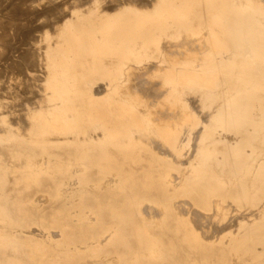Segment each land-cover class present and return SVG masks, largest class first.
Returning <instances> with one entry per match:
<instances>
[{
	"label": "bare ground",
	"instance_id": "bare-ground-1",
	"mask_svg": "<svg viewBox=\"0 0 264 264\" xmlns=\"http://www.w3.org/2000/svg\"><path fill=\"white\" fill-rule=\"evenodd\" d=\"M1 1L4 3V5H5V3L6 4L9 3L8 8H6V9H9V14L6 16L8 18L6 20H4L2 23H0V41L1 40L4 41L5 42L4 44L7 45V47H6V45L4 47V48H6V50L4 52V55H3V52H2L1 56L3 57L4 60H6V59H8L10 57L7 61H10V63H11L10 66L13 69L14 60H11L13 58H12V56H10V54L12 55L14 50H19V53H20V56H21L20 59H22V62L19 63L20 64L19 66H21L20 68H22V67L24 68L25 66H27V67L29 66V68H31V66L36 64V62H37V61L33 62L32 58L34 57L33 59H35V57H37V55L36 54L32 55V53L26 51L25 49L21 50L20 49L21 47L17 46V45L22 43V42H20V41H23L22 39H25L27 41L26 44H25L26 46L29 45V43L31 42V41L29 42V40L30 39L32 40V37H31L32 36L31 35L32 34V30L33 29L34 30L35 29H39V28H41L43 26L41 24H38V22L42 19V17L46 18V16H47V19H49V20H51L53 18L52 21L54 19H55L54 21H56V20H58L59 22L61 21L60 23L62 25L63 19H65V17H67L68 15L67 14L66 15L65 14L64 15L59 14L60 7H57V8L54 7V6L51 7V4H50L49 8L47 7L48 5H46V8H45V6H43L42 7L43 9H40L36 5V2H38V0H33V1H31L30 4H28L30 2V0H1ZM46 1H48V0H46ZM77 1H79V0H76L75 2L77 3ZM117 1H119V0H117ZM127 1H125V2H127ZM140 1L143 2L145 0H140ZM244 1L246 2V4H248L246 6H250V8L247 7L246 10H243V8H238L233 3V1H231V0H201L199 3L198 2L197 3L191 2L190 0H168V2L166 3L167 6L165 7L166 8L165 11H163V13L161 12L158 15L156 14L157 15L156 18L158 17L159 19H154L153 18L152 23L155 26L156 25L157 26H165V25H167V26H170V25H172V26H184L186 28H189V29H184V31H183L184 34H186L188 36L202 35V36H204V39H205V41L207 43L206 47L201 48V50H202L201 52H199V53L197 52L198 54H194L193 53L194 54L193 57L192 56H191L192 58L189 57L184 62H181V61L180 62H176V61L172 62V60L168 61V60H166V55L165 54H163V53L158 54V55H160L161 60L156 61L155 68L153 67L154 68V72H155V73L153 72L155 74V75H153L154 76L153 79L155 80V82L159 81V80L161 82H158V85L154 84V86L151 89H149V93L152 96H158V95L155 94V92L160 91V90L163 91L164 93L162 95H164L166 97L165 101H167V103L170 106V108L172 109L174 107V108H179V109L182 110L181 112L183 113V115L180 117L181 118L180 122L183 124L184 128L181 127L182 129H180L178 127H176V128L174 127L175 129H173L170 132H167V130H166L167 128H164V127L163 128H157L155 126H152V127L150 126L151 128H149V125H148L149 121L147 119H145V117L143 115H140L138 113L135 114V112H133V111H127L126 113H127V115L128 114L129 115L127 116L125 114L124 121H123L124 130H123L122 133L121 132H118V133H119L120 136H122L125 139H127L128 143H129V142L132 141V139L135 136L143 137V135H144V137H145L146 129L149 128L151 131L154 132L155 135H157L160 139H162V141L159 139L161 142H164L165 144H167L173 152H178L179 151L180 155H181V151L180 150L183 149L179 145L180 142H182L183 145H184V141H185L187 144L190 145L192 140L196 139L197 140V145L195 146V151H194L193 154H191L192 156L190 155L191 158L188 157L190 159H189V162L187 164L181 165V167H178V166L176 167L175 164H170L169 163V166H170L169 167V171L171 172V171H173L175 169L176 170L178 169L179 178H178V182L177 183H173L172 181H169V179L168 180L167 179L164 180L162 191H161L162 196L168 198V200L171 201V202L182 201V202H187L188 204L194 205L196 207H202L204 209V212H212V207H216L214 209L228 214L227 212H229L230 210L224 208L225 207L224 205L225 204H231L232 207L234 208V210L236 209V210H238V212L246 213V215L243 218H241L240 221H238L239 222V224L237 225L238 227L236 226L237 230H238L237 231L238 233L235 234V236H233L234 238L225 237L224 240H221L218 244L220 246H224V247H228L229 246L230 247L231 253H232L233 257L235 258V262L236 263L245 262L246 264H248V263H250V264H262V262H261L262 261V254L260 252L259 246L264 245V72L263 71H258V67H261L263 65V60H264V0H244ZM2 2L0 3V5L3 4ZM52 2L50 0L49 3H52ZM54 2H53V4H55ZM82 2H79V6H80V4ZM93 3H94V1H93ZM61 5H63V4H61ZM73 5H74V3H73ZM83 6H85V5H83ZM108 6H106V7H108ZM160 6L158 5L159 8H160ZM76 8H77V6H76ZM100 8H102V7H100ZM3 9H5V8H3ZM108 9L110 11H112L114 9V7L110 6ZM132 9H134V8H132ZM76 11L78 12L77 9H76ZM198 11H199V13H198ZM146 13H147V11H146ZM104 14H105V12H104ZM95 17L96 16H94V18ZM135 17L137 18V16H135ZM86 18H89V17H86ZM143 18H144V16H143ZM47 19H45V20H47ZM52 21H50V22H52ZM54 21H53V23L50 24V26H54L55 25ZM44 24L47 25L45 23V21H44ZM95 24H96V22H95ZM137 25H138L137 29H131V28L130 29H122L121 33H117L116 36L115 35L114 36L111 35V37H110L111 39L112 38L116 39V41L114 40L115 41L114 45L116 46V49L114 50L115 51V53H114L115 61L113 59H110L109 63L106 64L104 62V64L102 66H103L104 72L108 73L111 76V78H112V76L113 77H117L118 76V78H119V75L121 76V73H122L120 71V68H124L127 65V62L129 60H132L133 63H134V61H136L139 58V47H140L139 46V41L140 40L143 41V43H142L143 44V49L147 50V53H146L147 56L146 55L145 56L149 58V56H148V54H149L148 53V50H149L148 48H149V45H150L149 44V41H150L149 40V38H150L149 37V31L151 32V30L148 31L147 28H144V24L141 21ZM155 26H153V27H155ZM49 29H50V27H49ZM119 29H114V30H116V31L118 30L119 31ZM219 29L221 31H218ZM40 30L43 31V29H40ZM53 30H54V28L52 29V31ZM55 30H56V28H55ZM155 30L156 31H162L163 29H156L155 28ZM179 31H180L179 29H175V32L177 34H178ZM35 32H36V30H35ZM42 35L44 36V34H42ZM63 35H65V34H63ZM34 36H33V38H34ZM36 36H35V38H36ZM96 36H95V38H96ZM121 36L123 38L125 37V41L122 39ZM39 37L40 36H38L37 38H39ZM45 37H47V35ZM126 37H127V39H126ZM35 38H34V40H35ZM37 38H36V40H38ZM57 38H58V36H57ZM196 39H198V38H196ZM153 40L154 39L151 37V49L150 50H153V48H154V46L152 45L153 44ZM155 40H157V37H156ZM39 41H38V43H39ZM48 41H49V39H48ZM94 41H96V40H94ZM118 41H120V42H118ZM127 41H128V43L130 45V49H131L130 53H128L124 49V46H123V45H125V43ZM32 42H35V41H32ZM42 42H43V40H42ZM15 43L17 45H15ZM67 43H69V42H67ZM187 43H188V41H187ZM1 44H3V43H1ZM111 44L112 43H110V45ZM155 44H157V42ZM33 45H36V44H33ZM188 45H190V44H188ZM30 46L32 48L35 47V46L33 47L32 45H30ZM53 46H55V45H53ZM105 46H106V44H105ZM184 46H186V44ZM199 46H201V45H199ZM4 48H2V49H4ZM23 48H26V47H23ZM156 48H158V47L156 46ZM67 49H68V47H67ZM102 49H104V48H102ZM43 50H44V47H43ZM0 51H2V50H0ZM39 51H40V49H39ZM196 51L197 50H195V52ZM189 52H191V51H189ZM185 53H187V52H185ZM185 53H183V54H185ZM14 54L16 55V52ZM127 54L128 55L130 54L128 56V58H126ZM52 55L53 54H51V56ZM145 56L143 55V60H144ZM70 57H72V56H70ZM156 57H157V55H156ZM187 57H188V55H187ZM14 58H16V56ZM43 58H44V56H43ZM178 58H179V56H178ZM252 58H254L256 61H250V59H252ZM0 59H2V58H0ZM17 59H18V57L16 58V60ZM37 59H38V57H37ZM37 59H35V60H37ZM60 59H62V58H60ZM182 59H183V55H182ZM52 60H51V63H52ZM259 60H261V61H259ZM39 61L37 63H39ZM43 61H44V59H43ZM40 64H43V63L40 62L39 65ZM82 64L83 63H81V65ZM39 65H37V66H39ZM136 65H138V64H136ZM35 66H34V68H35ZM146 66H148V65H146ZM117 67H118V69H117ZM32 68H33V66H32ZM34 68H33V70H34ZM5 69H7V68H5ZM13 70H14L13 72H15L16 70H20L19 72L21 74H23V70L22 69H17V66ZM25 70H26V68H25ZM0 72H1V69H0ZM26 72H27V70L25 71V73ZM33 73H35V72H33ZM8 74H10V73H8ZM67 74H68V72H67ZM257 74H259V75H257ZM4 75L5 74H3L2 77ZM24 75L25 74H23V78H25ZM44 75H45V73H44ZM143 75H144V73H143ZM134 77L135 76H133V78ZM149 78H151V76ZM8 79H10V78H8ZM8 79H7V81H8ZM26 79H28V78H26ZM37 79H39V78H37ZM125 79H126V77H125ZM122 80H123V78H122ZM12 81L14 82V80H12ZM15 81H17V80H15ZM20 81L18 80L19 84H20ZM6 82H5V84H6ZM141 82H142V80H141ZM155 82H153V80H152V85ZM10 83H11V80H10ZM24 83H26V82H24ZM31 83H33V81ZM11 84H13V83H11ZM22 84H21V86H22ZM71 85L76 90L77 84L72 82ZM128 85H130V84H128ZM2 86H4V84ZM6 86L4 87L5 90L2 89L4 92L8 91ZM13 86L15 88L16 85L14 84ZM33 86L35 87V85H33ZM144 86H142V87H144ZM20 88L21 87H19V89ZM27 88L31 90L33 87L31 88V85H30V88L26 86V90L24 89L23 91H25V92L29 91L30 92V90H27ZM52 88L54 90L56 87H52ZM129 88H131V87H129ZM139 88L141 89V85H140ZM17 89H18V87H17ZM42 89H43V87H42ZM57 89H58V87H57ZM77 89H78V87H77ZM14 90H16V89H14ZM14 90H12V91H14ZM34 90H35V88L30 93L32 94L34 92ZM142 90H145V87ZM10 91H11V89L9 90V92ZM17 91H19V90H17ZM17 91H14V92L16 93ZM23 91H21V92H23ZM25 92H23V93L25 94ZM144 92H146V90ZM13 93H12V96H14ZM142 93L143 92H141V94L139 93V95L142 96L143 95ZM8 94L10 95V93H8ZM21 94L22 93H20V95ZM24 94H23V96H24ZM60 94L61 93H59V95ZM127 94H128V92L126 93V95ZM1 95L0 96L2 98L3 94H1ZM25 95H27V94H25ZM144 95H146V94H144ZM162 95H160V96H162ZM12 96H11V99H12ZM30 96L31 97L33 96L32 97L33 99L35 97V95H30ZM37 96H38V93H37ZM129 96H131V94ZM6 97H9V96L7 95V96H5V98L4 97L3 98L6 99ZM22 97H21V99H22ZM47 97H49V96H47ZM133 97H136V96H133ZM1 98H0V100H1ZM27 98H26V100H27ZM38 98H39V96H38ZM144 98H145V96H144ZM148 98L150 99V97L147 96L146 99H148ZM152 98L153 97H151V99ZM163 98H162V100H163ZM11 99H9V101ZM156 100L159 101V99H156ZM252 100H253V103H254V106H253L254 111H253V113L251 115H249L247 113L248 112L247 108L249 107V103ZM4 101L6 102V100H4ZM11 101H13V100H11ZM15 101L16 100H14L13 103H15ZM28 101L32 102L30 100H28ZM37 102L35 101V103H37ZM48 102H50V101H47V103ZM154 102H157V101H154ZM163 102L164 101H162V103ZM19 103H20V101H19ZM38 103H42V101L41 102L39 101ZM38 103H37V106H38ZM149 103H152V102H149ZM31 104L33 105V103H31ZM31 104H30V109L32 108ZM122 104H119V105L121 106ZM127 104L128 103L126 102L124 105L126 106ZM163 104H165V103H163ZM4 105H2V106H4ZM17 105H19V104H16V106ZM21 105H24V104H21ZM21 105H19V106L22 107ZM25 105L27 106V104H25ZM42 105H44V104H42ZM48 105H49V103H48ZM150 105L152 106V104H150ZM155 105H157V104H155ZM19 106H17L16 108L14 106L15 109L14 108H12V109L16 110L17 108H19ZM151 106L149 108H151ZM7 107H9V106H6V110H7ZM164 107H165V105H164ZM164 107H163V109H164ZM141 108H142V106H141ZM154 108H156V107L154 106ZM22 109H23V113H21V114H24L25 113L24 112V110H25L24 107ZM146 109H148V107ZM161 109H162V107H161ZM14 110H12V111H14ZM19 110H21V109H19ZM45 110H46V108H45ZM47 110H48V107H47ZM148 110H150V109H148ZM157 110H160V109L157 108ZM174 110H176V109H174ZM145 111L146 110H144V112ZM177 111H178V109H177ZM40 112L39 111H38V113L37 112L36 113L33 112V113H30L29 115L25 116L27 118L24 117L25 120L29 121V124L27 126V130H26L25 133L21 132V130H20L21 126L20 125H19L20 128L16 127V125L12 126V124H10V122L9 123L6 122L8 124L7 129L9 131L7 129L6 130L8 132H10L11 134H14V136L16 138H18V139H20V138H24L25 139L26 138L28 140V142L30 141V142H34V143H37V144H43V146H46L49 143L50 144H62V143H64L65 139H67V134L70 131L69 128L72 127L71 126L72 125V123H71L72 119L71 118L70 119L66 118L59 110H54V111L52 110L53 114L49 117V125H50V127H48V128L50 130L46 131V129H44V127H43L44 118L46 119V116H43ZM3 113H5V111ZM26 113H27V111H26ZM147 114H149V113H147ZM41 115H42V117H41ZM74 115L75 114H73V116ZM11 116H12V114H11ZM155 116H157V115L155 114ZM162 116H163V114H162ZM177 116H179V114H177ZM152 117H154V116H152ZM167 117L168 116H166V119L168 120L170 117L169 118H167ZM171 117H173V116L171 115ZM10 118L11 117H9V119ZM24 119L22 118L21 121L19 119V121L21 123H23L22 121H24ZM7 120H8V118H7ZM4 121H6V120H4ZM8 121H10V120H8ZM171 122H174V121H171ZM250 122H252L254 124V126H252V128H250V125H251ZM162 123H163V121H162ZM99 124L100 123H98V125ZM155 124H156V122H155ZM178 124L180 126V123H178ZM164 125H165V123H164ZM168 125L170 126L169 123H168ZM5 126H3V127H5ZM99 127H102V131H103L105 137H109V135H111V133H110L111 130L108 129V127L104 123L103 119H102L101 124L99 125ZM4 132L5 131H3V133ZM89 132H91V131H89ZM89 132H88V134H89ZM225 133H229V134H233L234 136H238V138L240 140H243V139L246 140V142L248 144V147H249L248 157H247L246 160H245V158H243V159L241 158L242 154H244L243 153V147L240 146V145L235 144L234 142H230L227 137L225 138L223 136V134H225ZM119 135H118V137H119ZM150 135H152V134H150ZM225 136H227V135H225ZM139 137H138V139H140ZM78 138H80V137H78ZM235 138L237 139V137H235ZM155 143H156V141H155ZM117 144H119V143H117ZM151 144H154V143H151ZM189 145H188V147H189ZM192 148H193V146H192ZM44 152L45 151H43L42 157H45ZM157 152H159V151H157ZM184 153H186V152H184ZM176 154L177 153H175L174 155H176ZM182 155H184V154H182ZM108 178H110V177H108ZM101 179L103 180V178H101ZM6 185H7V183H6ZM145 185H146V183H145ZM10 194H12V193H10ZM31 210H32V208H31ZM141 213H142V210H141ZM41 216H42V214H41ZM50 216H52V215H50ZM50 216H48V217H50ZM228 216H230V215H228ZM234 216H235V214H234ZM8 217H9V215H8ZM179 217H180V215H179ZM214 219H215V217H214ZM103 220H105V219H103ZM106 220H108V219H106ZM188 221H190V220H188ZM211 222H212V220H211ZM211 222H209V223H211ZM20 225L22 226V224H20ZM218 226L219 225L217 224V228H218ZM230 227H232V226L228 225L226 228L222 229L221 231H226ZM41 228H43V227H41ZM122 229H124V227ZM219 229H221V228H219ZM196 231H197V229H196ZM213 233H214V230H213ZM231 233H233V232L231 231ZM156 234H158V233H156ZM55 236H56V234H55ZM75 236H78V235H75ZM83 238H85V236ZM79 239H80V237H79ZM231 239L233 240V242H230ZM71 240H73V239H71ZM244 241L246 243V254L245 255L243 253ZM75 243H76V240H75ZM59 245L62 246L61 244H59ZM12 247H13V245H12ZM130 247H132V246H130ZM24 248H25V246H24ZM47 248H49V247H47ZM185 248L187 249V246H185ZM162 249H164V248H162ZM220 256H221L220 258H221L222 262L225 263L226 262V258H227L226 251H221V255ZM18 258H20V257H18ZM22 258L24 259L25 257H22ZM22 258H20V260ZM244 258H245V260H244ZM185 262H186V260H185ZM103 263H105V261ZM45 264H46V262H45Z\"/></svg>",
	"mask_w": 264,
	"mask_h": 264
},
{
	"label": "rangeland",
	"instance_id": "rangeland-1",
	"mask_svg": "<svg viewBox=\"0 0 264 264\" xmlns=\"http://www.w3.org/2000/svg\"><path fill=\"white\" fill-rule=\"evenodd\" d=\"M30 2L28 4L31 3ZM55 4H53V2ZM63 1V2H62ZM68 1V2H67ZM76 0H51L52 3H49L50 0L46 1V0H38V2H36V5L38 6V8L43 9L42 7L46 5H48L47 7H60L59 9V14L61 15H68L67 17H65V19H63L62 21V25H61V21L59 22L58 20L54 21L55 25L54 26H50L51 23H53L52 19L49 20L46 18H43L38 22V24L43 25L41 28L39 29H33L32 30V40H29V47L26 46V40L22 39L23 41L21 44H16L17 46H20L21 50H26L30 53H32V55L36 54L37 57H35V59L32 58L33 62L35 61H39V63H43L40 64L36 62V64L32 65L31 68H29V66H25L24 68H20L21 66H19L22 62L19 50H14L13 54L10 56H12L14 60V64H13V69H15V67L17 66V69H22L23 70V74H27L26 76L24 75L25 78H23V74H21L19 71L20 70H16L15 72H13L14 70L11 68L10 66V61H7L8 59L4 60L3 57L1 56L2 52L4 55V52L6 50L5 42L4 41H0V93L3 94V97L5 98V96H9L6 97V99L1 98V102H0V157L3 158H9L14 160L12 162L14 167H19V164L21 162H19V158L17 157L16 152L20 151L21 149H29V151H31V155L35 156L36 154H40V151H44V149L46 148H50V146L52 144H47L46 146H43V144H37L34 142H28V140L25 138H16L14 136V134H11L10 132H8L9 130L7 129L8 124L6 122H10V124H12V126L16 125V127L21 126L20 130L22 133H25L27 130V126L29 124L28 120H25L24 117L29 115L30 113H38V111L43 115L46 116V119L44 118V124L43 127L44 129H46V131H49L50 129L48 127H50L49 125V117L53 114L52 110H59L66 118L69 116H73L72 112H75L76 114L74 115V117L76 118L77 123H79V125H77L76 127H74V125L72 124V127H68L70 129V132L73 133V128H75L76 130H80L81 134L79 135V137L81 138H97L100 139L104 136V133L102 131V127H99V125L101 124L102 119L104 120V123L106 124V126L108 127L111 133V135H109V137H115L116 135H119L118 132L120 129H122V132L124 130L123 128V124H120L121 120L122 123L124 121V117L125 114L127 115V111H133L135 112V114H140L143 115L145 117V119H147L149 128H151L152 126H155L157 128H167V132L172 131L173 129H175L176 127L182 129L183 124L180 122L181 121V116L183 115V113L181 112L182 110L179 108H174L176 110H174L173 108L171 109L170 106L168 105L166 100V97L164 95H162L164 92L163 91H156L155 94L158 96H152L149 93V89H151L154 84L158 85L159 81H156L153 79V75H155L154 73V68H155V63L156 61L161 60L160 55L158 54H165L166 55V60L168 61H176V62H184L185 60H187L189 57L192 58L194 54H198L199 52H201V48H204L207 46V43L204 39V36L202 35H195V36H188L186 34L183 33L184 29H189L186 28L184 26H155L152 21L153 18L154 19H159L158 17L156 18V16L158 14H160L161 12L163 13V11H165V7L167 6V2L168 0H145V1H140V0H129L127 2H125L124 0H79L77 1V3L75 2ZM83 1V2H82ZM94 1V3H93ZM102 3H101V2ZM113 3H112V2ZM133 1V2H132ZM191 2H195V3H199L201 0H190ZM233 1V3L238 7V8H243V10H246L247 7L250 8V6H246L248 4H246V2L244 0H231ZM2 1L0 0V3ZM60 2V3H59ZM67 2V3H66ZM79 2H82L79 6ZM90 2V3H89ZM111 2V3H110ZM122 2V3H121ZM129 2V3H128ZM151 2V3H150ZM3 3V2H2ZM48 3V4H47ZM60 5H59V4ZM65 3V4H64ZM74 3V5H73ZM87 3V4H86ZM108 3V4H107ZM241 3V4H240ZM42 4V5H41ZM58 4V5H57ZM63 4V5H61ZM98 4V5H97ZM118 4V5H117ZM124 4V5H123ZM137 4V5H136ZM163 4V5H162ZM6 5V6H5ZM0 5V23H2L4 20H6L8 17H6L9 14V9L8 8V4L5 3ZM56 5V6H55ZM85 5V6H83ZM104 5V6H103ZM109 5V6H108ZM158 5L160 6V8L158 7ZM2 6V7H1ZM40 6V7H39ZM62 6V7H61ZM77 6V8H76ZM89 6V7H88ZM108 6V7H106ZM110 6H113L114 9L112 11H110L108 8ZM65 9H64V8ZM80 7V8H79ZM102 7V8H100ZM162 7V8H161ZM5 8V9H3ZM75 8V9H74ZM134 8V9H132ZM76 9L78 10V12L76 11ZM91 11H90V10ZM7 10V11H6ZM87 10V11H86ZM101 10V11H100ZM125 10V11H124ZM134 11L135 13H138L140 16L138 18H136V20L129 21V23H124V24H129V25H137L139 24V22H143L144 24V28H147L148 31L151 30V32L149 31V50H148V57L147 56V50L143 49V41L140 40L139 41V58L134 61L129 60L127 62V65L124 68H120L121 76L119 75L117 77H113L111 78V76L104 72L103 69V64L104 62L107 64L110 62V59H113L115 61V57H114V53H115V49L116 46L115 41L116 39L114 38H110L111 35H115L117 33H121L122 32V28L121 27H117V20L116 17L119 14H123L125 12L128 11ZM160 10V11H159ZM252 10V9H251ZM64 11V12H63ZM83 11V12H82ZM132 11V12H133ZM141 11V12H140ZM147 11V13H146ZM159 13H158V12ZM253 11V10H252ZM88 12V13H87ZM105 12V14H104ZM2 13V14H1ZM69 13V14H68ZM75 13V14H74ZM96 13V14H95ZM109 13V14H108ZM199 13V11H198ZM5 16H4V15ZM77 14V15H76ZM98 14V15H97ZM157 14V15H156ZM75 15V16H74ZM72 16V17H71ZM77 16V17H76ZM92 16V17H91ZM94 16H96L94 18ZM144 16V18H143ZM3 17V18H2ZM5 17V18H4ZM89 17V18H86ZM107 17V18H106ZM70 18V19H69ZM73 18V19H72ZM100 18V19H99ZM3 19V20H2ZM47 19V20H45ZM108 19V20H107ZM146 19V20H145ZM88 20V21H87ZM96 20V21H95ZM99 20V21H98ZM44 21L47 25L44 24ZM52 21V22H50ZM49 22V23H48ZM57 22V23H56ZM79 22V23H78ZM96 22V24H95ZM137 22V23H136ZM70 23V24H69ZM49 24V25H48ZM57 24V25H56ZM74 24V25H73ZM83 24V25H82ZM123 23L120 22L119 25H121ZM80 27H79V26ZM115 26L112 28H108V26ZM148 25V26H147ZM98 26V27H97ZM155 26V27H153ZM48 27V28H47ZM50 27V29H49ZM52 27V28H51ZM47 28V29H46ZM54 28V30L52 31V29ZM58 31H56L55 30ZM93 28V29H92ZM120 28V29H119ZM156 29H163L162 31H156ZM40 29H43L40 30ZM105 29V30H104ZM107 29V30H106ZM114 29H119V31L114 30ZM175 29H179L180 33L178 32V34L175 32ZM62 30V31H61ZM103 30V31H102ZM109 30V31H108ZM35 33H34V32ZM41 31V32H40ZM52 31V32H51ZM115 31V32H114ZM218 31H221L220 29ZM38 32V33H37ZM46 32V33H45ZM67 32V33H66ZM107 32V33H106ZM109 32V33H108ZM111 32V33H110ZM44 34V36L42 34ZM61 33V34H60ZM97 33V34H96ZM106 33V34H105ZM152 33V34H151ZM65 34V35H63ZM89 34V35H88ZM175 34V35H174ZM36 38L38 36H40L39 38H37L38 40H36ZM47 35V37H45ZM54 35V36H53ZM67 35V36H66ZM97 35V36H96ZM178 35V36H177ZM35 40H34V38ZM58 36V38H57ZM96 36V38H95ZM169 36V37H168ZM66 37V38H65ZM91 37V38H90ZM122 37V36H121ZM151 37L154 39L153 40V50L151 49ZM155 37V38H154ZM157 37V40H155ZM195 37V38H194ZM44 38V39H43ZM105 38V39H104ZM110 38V39H109ZM198 38V39H196ZM201 38V39H200ZM43 42H42V40ZM49 39V41H48ZM103 39V40H102ZM122 39L125 41V37ZM127 39V37H126ZM41 42H40V41ZM96 40V41H94ZM111 40V41H110ZM115 40V41H114ZM192 40V41H191ZM203 40V41H202ZM35 41V42H32ZM39 41V43H38ZM93 41V42H92ZM114 43H113V42ZM186 41V42H185ZM188 41V43H187ZM199 41V42H198ZM19 42V41H18ZM17 42V43H18ZM19 42V43H20ZM51 42V43H50ZM54 42V43H53ZM69 42V43H67ZM92 42V43H91ZM120 42V41H118ZM157 42V44H155ZM167 42V43H166ZM195 42V43H194ZM108 43V44H107ZM110 43H112L110 45ZM181 43V44H180ZM201 43V44H200ZM205 43V44H204ZM24 44V45H23ZM36 44V45H33ZM58 44V45H57ZM92 44V45H91ZM97 44V45H96ZM106 44V46H105ZM186 44V46H184ZM190 44V45H188ZM192 44V45H191ZM23 45V46H22ZM30 45H32L34 48H32ZM43 45V46H42ZM55 45V46H53ZM110 45V46H109ZM128 43V41L125 43L124 49L130 53L131 49H130V45ZM194 45V46H193ZM201 45V46H199ZM203 45V46H202ZM47 46V47H46ZM109 46V47H108ZM114 46V47H113ZM126 46V47H125ZM156 46L158 48H156ZM170 46V47H169ZM173 46V47H172ZM179 46V47H178ZM184 46V47H183ZM188 46V47H187ZM7 47V45H6ZM26 47V48H23ZM31 47V48H30ZM39 47V48H38ZM44 47V50H43ZM49 47V48H48ZM56 47V48H55ZM59 47V48H58ZM62 49H61V48ZM68 47V49H67ZM94 47V48H93ZM161 47V48H160ZM163 47V48H162ZM165 47V48H164ZM197 47V48H196ZM4 48V49H2ZM28 48V49H27ZM46 48V49H45ZM65 48V49H64ZM100 48V49H99ZM104 48V49H102ZM108 48V49H107ZM181 48V49H180ZM184 48V49H183ZM192 48V49H191ZM40 49V51H39ZM187 49V50H186ZM194 49V50H193ZM33 50V51H32ZM56 50V51H55ZM98 50V51H97ZM163 50V51H162ZM170 50V51H169ZM184 50V51H183ZM191 52H189V51ZM195 50H197L195 52ZM36 51V52H35ZM71 51V52H70ZM107 51V52H106ZM172 51V52H171ZM181 51V52H180ZM194 51V52H193ZM7 52V51H6ZM16 52V55L14 54ZM35 52V53H34ZM39 52V53H38ZM102 52V53H101ZM151 52V53H150ZM165 52V53H164ZM179 52V53H178ZM187 52V53H185ZM198 52V53H197ZM26 53V52H25ZM41 53V54H40ZM185 53V54H183ZM194 53V54H193ZM51 54H53L51 56ZM144 60H143V55ZM188 57H187V55ZM35 55V56H36ZM44 58H43V56ZM47 55V56H46ZM130 55V54H129ZM127 54L126 58H128L129 56ZM157 55V57H156ZM182 55H183V59H182ZM16 56V58L18 57V59L16 60V58H14ZM72 56V57H70ZM179 56V58H178ZM181 56V57H180ZM192 56V57H191ZM62 58V59H60ZM159 58V59H158ZM172 58V59H171ZM44 59V61H43ZM53 59V60H52ZM57 59V60H56ZM149 59V60H148ZM180 59V60H179ZM48 60V61H47ZM52 60V63H51ZM59 60V61H58ZM262 60V59H261ZM259 60V61H261ZM132 61V62H131ZM148 61V62H147ZM250 61H256L254 58L250 59ZM258 61V60H257ZM54 62V63H53ZM65 62V63H64ZM67 62V63H66ZM141 62V63H140ZM146 62V63H145ZM51 65H50V64ZM81 63H83L81 65ZM129 63V64H128ZM53 64V65H52ZM138 64V65H136ZM152 64V65H151ZM39 65V66H37ZM49 65V66H48ZM142 65V66H141ZM145 65V66H144ZM148 65V66H146ZM45 66V67H44ZM139 67V68H138ZM154 67V68H153ZM4 68V69H3ZM7 68V69H5ZM25 68L27 70V72L25 73ZM29 70H28V69ZM37 68V69H36ZM40 68V69H39ZM42 68V69H41ZM45 68V69H44ZM49 68V69H48ZM127 68V69H126ZM135 68V69H134ZM144 68V69H143ZM3 69V70H2ZM53 69V70H52ZM118 69V67H117ZM138 69V70H137ZM5 70V71H4ZM38 70V71H37ZM44 70V71H43ZM51 70V71H50ZM153 70V71H152ZM18 71V72H17ZM29 71V72H28ZM258 71H263L264 72V60H263V65L261 67H258ZM35 72V73H33ZM37 72V73H36ZM40 72V73H39ZM68 72V74H67ZM134 72V73H133ZM154 72V73H153ZM10 73V74H8ZM13 73V74H12ZM16 73V74H15ZM32 73V74H31ZM39 73V74H38ZM45 73V75H44ZM55 73V74H54ZM133 73V74H132ZM144 73V75H143ZM148 73V74H147ZM5 74L3 77L2 75ZM12 74V75H11ZM18 74V75H17ZM21 74V75H20ZM126 74V75H125ZM29 75V76H28ZM40 75V76H39ZM42 75V76H41ZM66 75V76H65ZM68 75V76H67ZM129 75V76H128ZM259 75V74H257ZM9 76V77H8ZM12 76V77H11ZM20 76V77H19ZM39 76V77H38ZM108 76V77H107ZM133 76H135L133 78ZM141 76V77H140ZM151 76V78H149ZM67 77V78H66ZM95 77V78H94ZM126 77V79H125ZM140 77V78H139ZM148 77V78H147ZM3 78V79H2ZM6 80H5V79ZM10 78V79H8ZM18 78V79H17ZM28 78V79H26ZM39 78V79H37ZM42 78V79H41ZM123 78V80H122ZM136 78V79H135ZM142 78V79H141ZM8 79V81H7ZM22 79V80H21ZM31 79V80H30ZM58 79V80H57ZM106 79V80H105ZM144 79V80H143ZM146 79V80H145ZM11 80V84L10 83ZM14 80V82L12 81ZM17 80V81H15ZM18 80L20 81V84L18 82ZM30 80V81H29ZM35 80V81H34ZM48 80V81H47ZM55 80V81H54ZM57 80V81H56ZM112 82H111V81ZM120 80V81H119ZM142 80V82H141ZM152 80L153 85H152ZM7 81V82H6ZM28 81V82H27ZM33 81V83H31ZM109 81V82H108ZM129 83H128V82ZM137 81V82H136ZM2 82V83H1ZM6 82V84H5ZM26 82V83H24ZM36 84H35V83ZM41 82V83H40ZM59 82V83H58ZM65 82V83H64ZM74 82L77 84L76 86V90L74 89V87L71 85V83ZM118 84H117V83ZM124 82V83H123ZM139 82V83H138ZM18 83V84H17ZM23 83V84H22ZM30 83V84H29ZM61 83V84H60ZM69 83V84H68ZM133 83V84H132ZM145 83V84H144ZM157 83V84H156ZM4 84V86H2ZM9 84V85H8ZM16 85L18 87L13 85ZM22 84V86H21ZM26 84V85H25ZM112 84V85H111ZM130 84V85H128ZM145 86H144V85ZM8 87H7V86ZM24 85V86H23ZM29 85V86H28ZM31 85V90L27 88V90H30V92L34 90V94L30 93L29 91H23L24 89L26 90V86L30 88ZM35 85V87L33 86ZM41 85V86H40ZM110 85V86H109ZM141 85V89L139 88ZM150 85V86H149ZM7 88L8 91L4 92L2 89L5 90V87ZM40 86V87H39ZM45 86V87H44ZM136 86V87H135ZM146 92H144L145 90ZM148 86V87H147ZM19 87H21L19 89ZM39 87V88H38ZM43 87V89H42ZM52 87H56L54 90ZM58 87V89H57ZM61 87V88H60ZM78 87V89H77ZM111 87V88H110ZM121 87V88H120ZM131 87V88H129ZM9 88V89H8ZM13 88V89H12ZM48 88V89H47ZM72 90H70V89ZM113 88V89H112ZM119 88V89H118ZM123 88V89H122ZM136 88V89H135ZM139 88V89H138ZM147 88V89H146ZM11 89V91L9 92V90ZM16 89V90H14ZM60 89V90H59ZM65 89V90H64ZM128 89V90H127ZM138 89V90H137ZM17 91L16 93L14 91ZM44 90V91H43ZM58 90V91H57ZM115 90V91H114ZM137 90V91H136ZM142 90V91H141ZM25 92V95L23 92ZM52 93H51V92ZM62 91V92H61ZM124 91V92H123ZM139 91V92H138ZM14 92V93H13ZM55 92V93H54ZM65 92V93H64ZM128 92V96L131 94V96H127L126 93ZM141 92H143L142 96L139 95V93L141 94ZM10 93V95L8 94ZM12 93L14 96H12ZM20 93H22L20 95ZM38 93V96H37ZM54 93V94H53ZM59 93H61L59 95ZM90 93V94H89ZM130 93V94H129ZM135 93V94H134ZM18 94V95H17ZM24 94V96H23ZM46 94V95H45ZM139 96H138V95ZM146 94V95H144ZM16 95V96H15ZM30 95H35L34 99L30 96ZM43 97H42V96ZM53 95V96H52ZM97 97H96V96ZM122 95V96H121ZM124 95V96H123ZM162 95V96H160ZM12 96V99H11ZM23 96V97H22ZM31 98H30V97ZM49 96V97H47ZM65 96V97H64ZM117 96V97H116ZM126 96V97H125ZM136 96V97H133ZM145 96V98H144ZM148 97H153L151 100ZM14 97V98H13ZM22 97V99H21ZM28 97V98H27ZM114 99H113V98ZM160 97V98H159ZM163 100H162V98ZM27 98V100H26ZM130 98V99H129ZM9 99L11 100H16L15 103H13V101H9ZM18 99V100H17ZM34 101H33V100ZM44 99V100H43ZM46 99V100H45ZM48 99V100H47ZM125 99V100H124ZM156 99H159L156 100ZM6 100V102L4 101ZM28 100L32 101L29 102ZM119 100V101H118ZM127 100V101H126ZM145 100V101H144ZM8 101V102H7ZM18 101V102H17ZM24 104V105H21ZM26 101V102H25ZM35 101L37 102H41L42 103H35ZM47 101H50L47 103ZM58 101V102H57ZM147 101V102H146ZM157 101V102H154ZM162 101H164L163 104ZM10 102V103H9ZM17 102V103H16ZM61 102V103H60ZM91 102V103H90ZM118 102V103H117ZM128 103L126 106L124 105L125 103ZM143 102V103H142ZM152 102V103H149ZM157 104V105H155ZM33 103V105L31 104ZM58 103V104H57ZM68 103V104H67ZM123 103V104H122ZM140 103V104H139ZM7 110H6V106ZM16 104L21 105L22 107L17 108L16 110H14L17 106ZM27 104V106L25 105ZM30 104L32 106V108L30 109ZM41 104V105H40ZM44 104V105H42ZM46 104V105H45ZM52 104V105H51ZM119 104H122L121 106ZM131 104V105H130ZM144 104V105H143ZM152 104V106L150 105ZM4 105V106H2ZM11 105V106H10ZM36 105V106H35ZM40 105V106H39ZM59 105V106H58ZM63 105V106H62ZM117 105V106H116ZM134 105V106H133ZM138 105V106H137ZM163 105V106H162ZM165 105V107H164ZM15 106V108H14ZM35 106V107H34ZM43 106V107H42ZM55 106V107H54ZM105 106L107 107H111L118 110V113H111V114H105L102 113V111L104 110L103 108H105ZM128 106V107H127ZM130 106V107H129ZM142 106V108H141ZM151 106V108H149ZM154 106L156 108H154ZM254 103L253 100L250 101L249 103V107L247 108L248 110V114L251 115L254 111ZM24 107V114L23 113V108ZM48 107V110H47ZM51 107V108H50ZM148 107V109H146ZM160 107V108H159ZM162 107V109H161ZM164 107V109H163ZM14 108V109H12ZM37 108V109H36ZM41 108V109H40ZM46 108V110H45ZM70 108V109H69ZM128 108V109H127ZM160 109V110H157ZM166 108V109H165ZM11 109V110H10ZM21 109V110H19ZM33 109V110H32ZM52 109V110H51ZM61 109V110H60ZM171 109V110H170ZM178 109V111H177ZM3 110V111H2ZM14 110V111H12ZM19 110V111H18ZM72 110V111H71ZM137 110V111H136ZM144 110H146L144 112ZM197 110V109H196ZM5 111V113H3ZM27 111V113H26ZM30 111V112H29ZM48 111V112H47ZM119 111H122V113L120 114ZM160 111V112H159ZM168 111V112H167ZM177 111V112H176ZM9 112V113H8ZM17 112V113H16ZM19 112V113H18ZM69 112V113H68ZM143 112V113H142ZM151 112V113H150ZM156 112V113H155ZM166 114H165V113ZM149 113V114H147ZM161 113V114H160ZM179 114V116H177V114ZM12 114V116H11ZM69 114V115H68ZM94 114V115H93ZM145 114V115H144ZM151 114V115H150ZM155 114L157 116H155ZM159 114V115H158ZM163 114V116H162ZM6 115V116H5ZM18 117H17V116ZM41 115V117H42ZM68 115V116H67ZM129 115V114H128ZM127 115V116H128ZM150 115V116H149ZM165 115V116H164ZM171 115L174 117H171ZM175 115V116H174ZM154 116V117H152ZM166 116H168L167 118H169L168 120L166 119ZM177 116V117H176ZM9 117H11L9 119ZM5 118V119H4ZM10 120L8 121L7 120ZM18 118V119H17ZM22 118L24 119V121H22L23 123H21L20 121L22 120ZM27 118V117H25ZM106 118V120H105ZM180 120H179V119ZM20 119V121H19ZM155 119V120H154ZM159 119V120H158ZM164 119V120H163ZM6 120V121H4ZM12 120V121H11ZM157 120V121H156ZM170 120V121H169ZM177 120V121H176ZM14 121V122H13ZM75 121V120H74ZM91 121V122H90ZM94 121V122H93ZM161 121V122H160ZM163 121V123H162ZM168 121V122H167ZM174 121V122H171ZM16 122V123H15ZM18 122V123H17ZM48 124H47V123ZM100 123L98 125V123ZM156 122V124H155ZM158 122V123H157ZM176 122V123H175ZM3 123V124H2ZM15 123V124H14ZM160 123V124H159ZM165 123V125H164ZM168 123L170 124V126L168 125ZM180 123V126L179 124ZM250 128H252V126H254V124L252 122H250ZM7 124V125H6ZM24 124V125H23ZM47 124V125H46ZM6 125V126H5ZM20 125V126H19ZM122 125V126H121ZM168 125V126H167ZM178 125V126H177ZM5 126V127H3ZM79 126V127H78ZM151 126V127H150ZM162 126V127H161ZM172 126V127H171ZM98 127V128H97ZM122 127V128H121ZM175 127V128H174ZM182 127V128H181ZM93 128V129H92ZM149 128L146 129V134L145 137L143 135V137H139V136H135L132 139V145L130 144V146L125 145L124 149L128 150V151H133L132 153H126L125 154V160L128 159V162H125V167H124V181L125 184L127 185H137L140 188V195H139V200L140 202L143 201H147V200H155L156 202H159L160 199H162V187H163V182L164 180H168L172 181L173 183H177L178 182V178H179V172L178 169L173 170V171H169V163L170 164H175L176 167H181V165L187 164L189 162V159L191 158V154L194 153L195 151V146L197 145V140L194 139L192 140L191 144H187L184 141V145L182 142H180V147H182L183 149H181V155L180 152H173L170 147L165 144L164 142H161L162 139H160L157 135L154 134L153 131H151ZM4 129V130H3ZM8 131H7V130ZM91 129V130H90ZM5 131L3 133V131ZM95 130V131H94ZM150 130V131H149ZM45 131V130H44ZM91 131V132H89ZM94 131V132H93ZM100 131V132H99ZM114 131V132H113ZM7 132V133H6ZM89 132V134H88ZM148 132V133H147ZM68 132L67 134V139H65V141H68L69 137H73V134H71ZM95 133V134H94ZM116 133V134H115ZM118 133V134H117ZM152 134V135H150ZM154 135V136H153ZM227 135V136H225ZM231 135V136H230ZM233 134H229V133H225L223 134V136L229 139L230 142H234L237 145H240L243 147V153L241 158H245V160L248 157V152H249V147L248 144L246 142V140H240L238 138V136H232ZM90 136V137H89ZM97 136V137H96ZM120 136V135H119ZM99 137V138H98ZM138 137L140 139H138ZM149 137V138H148ZM151 137V138H150ZM154 137V138H153ZM237 137V139L235 138ZM144 140H143V139ZM153 138V139H152ZM123 139L126 141H128L127 139H125L123 137ZM147 139V140H146ZM157 139V140H156ZM161 141H160V140ZM234 139V140H233ZM8 140V141H7ZM151 140V141H150ZM154 140V141H153ZM154 143V144H151ZM156 141V143H155ZM182 141V140H181ZM161 142V143H160ZM237 142V143H236ZM139 143V144H138ZM146 143V144H145ZM149 144V145H148ZM162 144V145H161ZM182 145V146H181ZM186 145V146H185ZM189 145V147H188ZM151 146V147H150ZM193 146V148H192ZM185 147V148H184ZM92 149L95 151L96 154V150L97 148L92 147ZM168 149V150H167ZM186 152V153H184ZM186 150V151H185ZM159 151V152H157ZM169 151V152H168ZM158 153V154H157ZM175 153H177L176 155H174ZM184 154V155H182ZM191 155V156H190ZM166 156V157H165ZM184 156V157H183ZM186 156V157H185ZM181 157V158H180ZM190 157V158H188ZM176 158V159H175ZM178 158V159H177ZM238 158V157H237ZM187 159V160H186ZM173 160V161H172ZM178 160V161H177ZM92 161L95 162V159L92 158ZM183 161V162H182ZM185 161V162H184ZM174 162V163H173ZM176 162V163H175ZM43 162H41L40 164L42 165ZM97 164V163H95ZM14 167L12 169V172L14 171ZM6 169V168H5ZM0 169V175L4 173V171H9V169L5 170ZM18 171V170H17ZM178 172V173H177ZM17 173V172H16ZM7 174V173H6ZM32 176V175H31ZM34 176V175H33ZM172 176V177H171ZM168 177V178H167ZM174 178V179H173ZM93 180H95V178H93ZM145 181V182H144ZM146 183V185H145ZM140 184V185H139ZM158 185V186H157ZM143 187V188H142ZM149 187V188H148ZM144 191H148L149 193H143ZM155 194V195H154ZM144 195V196H143ZM142 197V198H141ZM182 202V201H180ZM187 203V202H185ZM226 209L230 210L229 212L223 213L221 211L218 210H214L210 215H206L203 220H200V222H196L195 221V213H196V209L193 208L192 205L187 204L185 205V207L187 208V213H189V215H191V211L192 213H194V221L192 220L193 223H191L190 225V230L193 231V234L196 235V237H198L199 239H201V234L202 232L205 233H210V235L213 234H218V232H220L222 229L226 228L228 225L232 226L230 228L232 232L237 230V225L239 224L238 221H240L241 218H243L246 213H241L238 212V210H234V208L232 207L231 204H225L224 205ZM184 207V206H183ZM231 207V208H230ZM216 208V207H215ZM195 211V212H194ZM184 212V210L182 211ZM217 213V214H216ZM237 213V214H236ZM235 214V216H234ZM218 215V216H217ZM223 217H222V216ZM230 215V216H228ZM243 215V216H242ZM215 217V219H214ZM218 217V218H217ZM221 217V218H220ZM225 218V219H224ZM230 220H229V219ZM233 218V219H232ZM237 218V219H236ZM222 219V220H221ZM212 220V222H211ZM220 220V221H219ZM224 220V221H223ZM211 222V223H209ZM224 224H223V223ZM234 222V223H233ZM202 223V224H201ZM227 223V224H226ZM206 224V225H205ZM217 224L219 225L217 228ZM223 224V225H222ZM207 226V227H206ZM237 226V227H236ZM205 227V228H204ZM215 227V228H214ZM197 231H196V229ZM200 228V229H199ZM221 228V229H219ZM193 229V230H192ZM203 229V230H202ZM205 229V230H204ZM210 229V230H209ZM236 229V230H235ZM214 230V233H213ZM234 230V231H233ZM211 231V232H210ZM197 232V233H196Z\"/></svg>",
	"mask_w": 264,
	"mask_h": 264
},
{
	"label": "crops",
	"instance_id": "crops-1",
	"mask_svg": "<svg viewBox=\"0 0 264 264\" xmlns=\"http://www.w3.org/2000/svg\"><path fill=\"white\" fill-rule=\"evenodd\" d=\"M125 14L116 17L117 27L137 29L138 25L124 23L133 22L140 15L132 11ZM112 27L115 26L108 28ZM103 109L105 114L118 113L111 107ZM70 118L74 127L79 125L74 116ZM80 134L73 128V137L46 148L45 157L43 151L35 156L29 149L17 151L21 162L17 168L10 157H0V169H9L0 175V264H246L236 263L230 247L218 244L225 237L234 238L238 230L231 233L229 228L214 235L202 232L199 239L190 230L194 213L189 215L183 208L188 203L171 202L163 196L159 202H140L139 186L124 181L128 162L125 154H133L124 146L133 141L125 142L118 135L83 139L78 138ZM92 147L97 148L96 154ZM192 206L196 209V222L215 210L212 207V212H204L202 207ZM259 249L264 264V245ZM221 251L227 253L225 263L220 258ZM243 253L246 254L245 241Z\"/></svg>",
	"mask_w": 264,
	"mask_h": 264
}]
</instances>
